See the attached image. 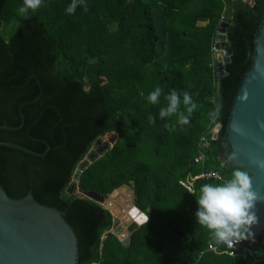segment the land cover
Here are the masks:
<instances>
[{
    "label": "trees",
    "instance_id": "1",
    "mask_svg": "<svg viewBox=\"0 0 264 264\" xmlns=\"http://www.w3.org/2000/svg\"><path fill=\"white\" fill-rule=\"evenodd\" d=\"M70 3L43 0L25 17L18 13L23 0H0V19L21 24L8 39L0 32V126L18 127L20 105L31 102L21 109L22 127L0 130V142L37 153L48 149L36 157L0 147L2 189L13 199L30 192L58 210L76 235L78 264H264V257L249 261L206 251L215 241L197 222L196 197L203 184L221 181H197L193 193L179 184L201 171L198 144L215 124L221 128L203 169L226 180L235 168L221 166L222 143L252 65L264 0H85L88 11L78 6L68 14ZM227 7L233 10L227 31L232 55L217 78L211 49ZM157 86L162 95L153 105L147 97ZM173 89L181 97L189 92L197 104L188 125L175 115L159 117ZM112 133L116 143L81 174L77 187L106 198L135 183L134 205L148 221L129 247L111 234L116 221L108 210L65 193L93 142ZM263 245L257 242V251Z\"/></svg>",
    "mask_w": 264,
    "mask_h": 264
},
{
    "label": "water",
    "instance_id": "2",
    "mask_svg": "<svg viewBox=\"0 0 264 264\" xmlns=\"http://www.w3.org/2000/svg\"><path fill=\"white\" fill-rule=\"evenodd\" d=\"M232 13L231 7L224 10L214 38V47L218 51L215 56L217 78L224 76L225 65L230 62L232 55V48L227 40ZM254 44L252 65L244 75L226 126L221 166H239L247 169L253 176V190L261 199L255 209L258 223L252 226L251 231L255 241L264 242V168L256 163L264 161V20ZM29 103L31 102H25L19 107L22 122L18 127L3 124L0 130L21 128L24 123L21 109ZM235 127L243 129L244 135L237 133ZM220 128L221 124H215L204 135V139L209 142L216 140ZM104 138L99 137L93 142L85 158L89 155L94 158L75 177L82 161L77 165L70 182H74V190L71 193L65 190V193H78L108 210L119 222L111 234L122 246L129 247L132 235L148 221L147 215L134 205L135 183L122 185L106 198L97 191H82L77 187L81 174L116 143L117 134H110L107 140ZM0 147L12 148L36 157H43L48 151L37 153L10 142H0ZM115 210L116 215L113 214ZM147 212H150L149 208ZM0 264H78L76 235L55 208L39 204L30 192L21 199L10 198L0 186Z\"/></svg>",
    "mask_w": 264,
    "mask_h": 264
},
{
    "label": "clouds",
    "instance_id": "3",
    "mask_svg": "<svg viewBox=\"0 0 264 264\" xmlns=\"http://www.w3.org/2000/svg\"><path fill=\"white\" fill-rule=\"evenodd\" d=\"M43 4V0H23V5L18 9V13L27 16L29 10L35 12ZM78 6H83V10L88 11L85 0H71L67 7L68 14H74ZM162 89L157 86L149 93L147 100L155 105L159 103ZM167 106L159 111L160 119L166 120L172 116L178 117L180 125H188L190 118L197 104L193 101L192 95L184 91L181 93L173 89L165 96ZM181 103L185 106L184 111H180ZM210 113L214 120L218 113ZM149 123L155 124L156 118L152 115L147 117ZM164 128L171 130L174 125L165 123ZM234 130L244 135L243 129L235 127ZM260 168H264V161H257ZM253 176L247 169L235 167L230 178L219 184H203L200 187L197 198L198 208L195 217L200 226L206 228L216 244L234 247L240 241L254 239L252 226L258 223L256 214L257 202L261 199L259 194L253 190Z\"/></svg>",
    "mask_w": 264,
    "mask_h": 264
},
{
    "label": "built area",
    "instance_id": "4",
    "mask_svg": "<svg viewBox=\"0 0 264 264\" xmlns=\"http://www.w3.org/2000/svg\"><path fill=\"white\" fill-rule=\"evenodd\" d=\"M215 41L212 43V54L215 57L217 54V50L214 47ZM215 62L212 63V66L215 68ZM215 70V69H214ZM209 148V141L204 139V136L201 137L198 144V154L195 159V163L201 166V171L197 174H189L184 180L179 181V184L184 187L188 192L193 193L194 191V183L197 181H218L223 182L224 178L220 174L219 171L214 169L204 170V163L206 160V151ZM257 241L254 239H249L246 241H240L234 247H228L223 244L210 243L206 249L208 252H213L215 254L225 255L229 258H238L249 261H256L258 256V251L256 249ZM203 253L200 254V256Z\"/></svg>",
    "mask_w": 264,
    "mask_h": 264
},
{
    "label": "rangeland",
    "instance_id": "5",
    "mask_svg": "<svg viewBox=\"0 0 264 264\" xmlns=\"http://www.w3.org/2000/svg\"><path fill=\"white\" fill-rule=\"evenodd\" d=\"M244 1L249 2V3L251 2V0H244ZM20 25H21L20 23H14L12 20L3 21L0 19V32L3 34V36L6 39H8L13 33L17 31ZM114 29H116V26L111 27V30H114ZM108 137L109 135L106 136L104 139L107 140ZM112 217L115 219L116 222L110 231H112L117 225H119L117 218H115L114 216ZM258 256L264 257V245L259 247Z\"/></svg>",
    "mask_w": 264,
    "mask_h": 264
},
{
    "label": "bare ground",
    "instance_id": "6",
    "mask_svg": "<svg viewBox=\"0 0 264 264\" xmlns=\"http://www.w3.org/2000/svg\"><path fill=\"white\" fill-rule=\"evenodd\" d=\"M93 158H94L93 155H89L88 158H85V159L79 164L78 169L76 170V173H75V177L78 176L79 171L83 170V169L89 164V162H90ZM74 187H75V186H74V182H72V183L70 184V186L68 187L67 192H68V193H71V192L74 190ZM115 212H116V210L113 212L114 215H116Z\"/></svg>",
    "mask_w": 264,
    "mask_h": 264
}]
</instances>
